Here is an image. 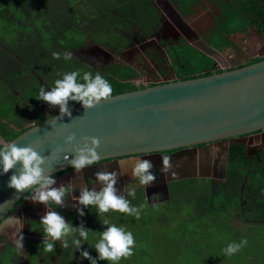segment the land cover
I'll return each instance as SVG.
<instances>
[{
    "label": "trees",
    "instance_id": "1",
    "mask_svg": "<svg viewBox=\"0 0 264 264\" xmlns=\"http://www.w3.org/2000/svg\"><path fill=\"white\" fill-rule=\"evenodd\" d=\"M154 1L0 0V139L11 141L27 130L22 127L24 121H18L21 116L18 109L25 104L23 99L38 101L35 98L43 85L36 81L37 77L51 87L55 79L61 78L57 73L99 71L112 85V96L138 89L130 80L134 77L130 68L118 66L101 71L74 56L70 61L62 57L55 60L52 53L69 51L72 54V51L86 46L88 41L103 44L113 37L118 26H133L148 34L160 19ZM169 1L182 14H191L192 7L199 0ZM214 1L222 3L219 26L226 29L227 24L238 17L264 37V0ZM169 52L176 74L182 80L222 71H213L215 61L192 46L169 48ZM262 59L264 57H256L251 63ZM69 103L70 107L80 105ZM31 115L36 124L44 119L37 110ZM227 165V179L223 184L196 183L191 187L192 183H189L188 189L177 192V183H171L167 202L148 203L145 200L147 215L143 224L146 232L137 235L138 239L149 241V235H156L147 228L171 225L176 227L177 233L166 239H179L176 244L184 251L179 264H264V243L256 241L264 239V152L251 159L243 145H232ZM243 186L244 196L241 194ZM178 198V213L184 208H188V212L167 221L169 213L177 214ZM65 216L69 219L68 215ZM77 218L76 223L84 224L83 217L77 215ZM154 218L161 219L162 223L154 222ZM185 234L188 235L186 239ZM241 238L247 240V245L235 255L225 257L221 249ZM41 242L32 243L30 250L36 247V254H41ZM73 250L69 243V247L64 248V255L68 257L66 251ZM32 252L23 257L16 255L11 244L6 245L0 253V264H26V261L34 264ZM140 254L145 257L146 251L142 250ZM163 264H169L168 258Z\"/></svg>",
    "mask_w": 264,
    "mask_h": 264
},
{
    "label": "water",
    "instance_id": "2",
    "mask_svg": "<svg viewBox=\"0 0 264 264\" xmlns=\"http://www.w3.org/2000/svg\"><path fill=\"white\" fill-rule=\"evenodd\" d=\"M250 62L238 68L226 66L225 70L208 76L117 94L90 110L77 105L71 107V118L60 119L58 112L11 141L18 147H33L48 157L50 163H46L45 173L53 177L72 169L64 157L71 159L73 149L81 146V139L86 136L99 138L97 163L101 164L97 167L111 172L115 165L118 170L121 167L126 170L140 158L150 160L152 170L157 166L165 168L204 153L207 144L228 139L235 145H249L260 132L264 138V59ZM70 134L76 139L68 145L64 140ZM254 134L253 139H248ZM163 157L167 160H162ZM94 167L81 172L92 173ZM14 171L0 176V229L28 195L27 191L17 194L7 187ZM70 176H76L73 169ZM164 188L168 192L166 180ZM27 202L26 199L21 206ZM22 207L16 212L20 213ZM39 239L42 237L36 238ZM26 250L24 244L23 252Z\"/></svg>",
    "mask_w": 264,
    "mask_h": 264
},
{
    "label": "clouds",
    "instance_id": "3",
    "mask_svg": "<svg viewBox=\"0 0 264 264\" xmlns=\"http://www.w3.org/2000/svg\"><path fill=\"white\" fill-rule=\"evenodd\" d=\"M61 57L65 61L73 59V55L69 51H65L62 54L52 53V58L55 60H59ZM216 66L213 71L226 69ZM57 75L61 78L55 79L51 87L40 77L35 78L39 84L43 85L39 87L35 99L46 103L49 107L58 106L60 119L65 116L71 118L69 102H76L83 109L90 110L101 102L110 101L112 98V85L99 71L81 73L79 70H74L57 73ZM75 139V135L70 134L65 138L64 143L71 145ZM99 147V138L83 137L81 146L73 149L71 159L67 155L64 159L67 160L76 173H79L82 169L93 166L99 161L100 156L97 151ZM162 160L166 161L167 157H163ZM46 163H50L48 157L41 155L33 147H18L14 141H4L0 145V176L15 169L9 177L7 187L14 189L17 194L27 191V194L30 193L29 199L33 203H39L44 206L55 205L60 208L65 206L74 207L80 217H83L85 209L89 211L91 206L95 208L97 217L112 211L139 218L141 211L147 207V203L132 206L130 201L125 198V194H118V190L115 187L118 174L117 172L107 171L96 172L95 181L93 182L94 187L92 189L87 186L81 188L79 195L73 198L74 202L71 205H66L65 197L69 189L63 184L58 187L54 186L56 180L53 175L45 173ZM152 169L153 165L150 160L137 159L131 169L132 180L144 186L146 190L156 180V175ZM95 185H99V190H97ZM243 192L244 188L243 191L241 190L242 194ZM126 195L135 198V187L129 188ZM15 215L16 212L10 220H13ZM102 224L107 225V227L99 233L93 245L97 254L96 257H92L87 249L81 250L82 242L89 239V232L93 230L86 228L83 223L78 227H74L73 223L70 220L66 221L57 210L46 211L40 217L38 225L41 229L42 240L36 241H42L39 248L42 246L43 252L46 253H52L56 247V242L60 241L63 248H68L70 243L79 252L80 258L88 260L89 264H98V261L119 264L121 258H127L132 255V249L135 246L133 234L130 231H126L122 226L109 224L107 218L103 219ZM37 237L41 236H33V239ZM24 244H26L27 252L24 253L26 256H22L27 257L32 244L29 241H24L23 246ZM245 245H247V240L241 238L239 242L228 243L221 249V252L225 257H231Z\"/></svg>",
    "mask_w": 264,
    "mask_h": 264
},
{
    "label": "rangeland",
    "instance_id": "4",
    "mask_svg": "<svg viewBox=\"0 0 264 264\" xmlns=\"http://www.w3.org/2000/svg\"><path fill=\"white\" fill-rule=\"evenodd\" d=\"M162 1L164 3V6L166 5L169 7L167 0ZM221 4L222 3L220 1L199 0L196 6L193 8L192 17L182 16V18L188 25L194 26V24L200 22L203 24H207L208 29L200 36L203 42L193 41L192 38L194 37L192 36L190 38L184 37L183 41H181L180 39L181 43H179V45L187 42V44L191 45L193 48H200L202 52H199L212 58L215 61V66L217 65L216 67H219L221 69H225L226 64L227 66L234 68L241 64H246L256 57H264V40L259 36L257 30L249 23H247L246 20L244 21L243 19L241 20L236 17L229 24H227L226 29L222 28L219 25L214 26V24L217 23V20L215 21L213 19H216L217 17L220 18L222 14ZM158 5L160 9L159 12L161 13L163 11L164 15L163 17L160 16L159 25L152 27L149 30L150 37H146L148 35L142 34L136 27L122 26L121 28L120 26H118L116 27L113 37L110 40H106V42L103 44L96 43L97 46L95 47L93 44L89 43L80 51H85L83 52L85 55L102 56L104 58L112 57V61H114L112 63H115L119 60V62H122L123 60L125 62L131 61L139 67H141V63H143L146 59L147 61H145L144 64L145 69L143 71H139L140 77H138V79L134 81L135 85L138 87H141L142 85H148L149 80H151L152 82L173 80L174 77L172 74V70L170 69L171 62L167 58L163 47L160 46L161 48H158V42L168 43V41L177 39L178 37L181 38V36L179 35V33H176L177 31L174 26L168 23V19L164 11V6L162 7V4L159 3ZM172 12L175 14V11L172 10ZM227 27H229V29H227ZM72 52L75 56H81L80 53H77L75 51ZM168 54H170V52ZM152 59H155L156 62H152ZM106 62L108 63V61ZM113 68V66L110 67V69ZM165 70H169V72L165 73ZM148 71H150L149 79H147L148 76L145 75ZM15 94L17 95V93ZM40 103L41 101H37L35 105L38 106L40 105ZM45 106L46 107L43 108L45 109L43 113L48 114V112L46 111L52 110V114H50L49 116L59 112L58 106L49 107L47 104ZM53 110L56 111L53 112ZM263 143L264 138L261 134L260 136H256V138L252 141L251 148H254L257 153L260 151L264 152ZM257 153L254 152V155H252L251 159H254ZM208 163H210V160H208ZM128 169L129 174L131 175L132 166H129ZM153 173L156 175V186H149L145 190L144 186L132 182V177L130 176L128 182L125 184V190H123L122 179H120L119 185L121 189L119 188L120 191H118V194H125V198L130 201V204H135L136 206L145 203V200L147 199L150 203L162 202L167 198L168 195L166 189L164 188V182L165 180H169V176L165 172L163 181L161 179L162 176L157 172V170H153ZM221 184H223V182ZM88 185H90V189L94 187V184H92L91 182H89ZM119 185H117L116 183L117 187H119ZM95 187L97 188V190H99L98 185H95ZM131 187H135V198L126 195L127 191ZM74 192L75 195H79L76 192V189H74ZM73 202V199H71V202L69 203L72 204ZM179 203L180 202L178 198L176 199L177 214L169 213L167 221L171 217L180 215V213L184 214L188 212V208H184L178 213V210H180L178 209ZM67 207L68 206L60 208V210L64 211V209L66 208V213L69 215V213L73 211L74 207H70V209H68ZM52 210L55 209L53 208ZM146 215L147 213H145V209H143L139 218L128 214L112 211L102 214L100 217H97L95 208L90 206L89 211L87 210L85 212V215L83 216V222L86 228L93 231L89 232V239L82 242L83 245L81 247V250L87 249L92 257H96L97 254L93 248V245L98 238L99 233L103 231L105 227H107V225L102 224L103 219L107 218L109 220V224H115L117 226H122V224H124L126 227L128 226V228L124 226L122 227L126 228V231H130L133 234L135 240V246L132 249V255L127 258H121L119 264H163L166 258H168L169 264H179L180 259H182V253L184 252L183 249L176 244L179 239L175 237H172L171 240L166 239L167 236H173L175 235V233H177L176 227L171 225L165 227H162L161 225H155L151 228H147L148 230H153L152 233L156 234L155 236L154 234L149 235V241L144 240L142 242L140 238L138 239L137 235H140V233L142 232H146V226L143 224L146 222L144 218ZM63 217L65 218V220H70L73 223L74 227H78L80 225V223H76L78 219L76 214H74L73 216H69V219L64 216V214ZM15 220L16 222L18 221L17 214L14 216V221ZM153 221L162 223L161 219L154 218ZM6 226H11V224H9V222H6L0 229V251L6 245H10L11 239H16V243L12 240L13 244H11L14 248H16L20 236L19 232L17 234L15 233L17 229H19L17 227V223L16 229L13 233H9V231L6 232ZM187 237L188 235L185 234V239ZM180 239L183 241V237H181ZM252 240L254 241L255 239ZM256 241L264 243V239ZM57 242L60 243V241ZM16 250V255H23L21 248H16ZM142 250L146 251L145 257H142V255L140 254ZM66 253L69 254L68 257L64 255V248L61 247L60 243L59 245L56 244L55 250L52 253L41 256L37 261L36 259H34L33 261L34 264H89L88 260L80 258L79 252L75 248L73 251H66ZM26 264H28L27 261ZM98 264H109V262L98 261Z\"/></svg>",
    "mask_w": 264,
    "mask_h": 264
},
{
    "label": "flooded vegetation",
    "instance_id": "5",
    "mask_svg": "<svg viewBox=\"0 0 264 264\" xmlns=\"http://www.w3.org/2000/svg\"><path fill=\"white\" fill-rule=\"evenodd\" d=\"M158 3L162 4V7L164 6V3H163L162 0H155L154 1L155 6L158 8V10H160ZM196 4L197 3H195L194 6L192 7V13L191 14H182V13H180L178 11L177 7L174 4H172V3H171V5H169V7L173 11H175V14L172 12V10L168 6H166V5L164 6V11H165V15H166V17L168 19V23L173 25L174 28L177 31L176 33H179V35L181 36V38L178 37L177 39L170 40V41H168V43L167 42H165V43L158 42L159 43L158 48L160 49L161 47H163V49L165 50L167 58L171 62L170 69L172 70V74H173L174 79L173 80H166V81H162V82H152L151 80H149L148 85L163 84V83L168 82V81H175V80L181 79V76L176 74V68H174L173 63H172L173 62L172 58L168 54L169 53V48H174V47L182 48L184 46H191V45L187 44V42L182 44V45H179V43H181V41H183L184 37L190 38V37L193 36L194 37V38H192L193 41L203 42V40L201 39L200 36H201V34L203 32L205 33L207 31L208 25L198 22V23L194 24V26H190L182 18V16L192 17L193 8L196 6ZM161 13H160V16L163 17L164 12L162 11ZM213 20H215V21L217 20V23L214 24V26H217L219 24L220 18L217 17L216 19H213ZM159 22H160V20H159ZM159 22L157 23V25H159ZM142 34L148 35L146 37H150V35H149L150 31H149L148 34H145V33H142ZM180 39H181V41H180ZM89 43H91L93 45H96V43L90 42V41H88L87 45ZM81 49L82 48H80L78 50H75V52L80 53L81 56H75V55H73V52H72V55L76 59L83 61L84 64L88 65L91 68H97L98 70H101V71H107L108 69H110L111 66H113V67H118L119 66V67H122V68H130V69H132L134 71V77L130 78V80L132 81L133 85H135L134 81L136 79H138V77H140L139 71L140 70L143 71L145 69L144 68V64H145V61H147L144 58L145 60L143 59L144 62L141 63V67L137 66L135 63H132L131 61L125 62L124 60L122 62H119L120 61L119 60V61H117L115 63H112V62H114V61H112V57L104 58L102 56L85 55L83 53L85 51H83V50L80 51ZM195 49L202 52V50L200 48L196 47ZM106 61H108V63ZM152 62H156L155 59H152ZM241 65L243 66V64H241ZM241 65H239V66H241ZM226 66H227V64H226ZM239 66H236L234 68H237ZM167 72H169V70H165V73H167ZM145 75H147L148 76L147 79H149L150 78L149 77L150 76V71L146 72ZM148 85H142L141 87H138L136 85L135 86L138 89H141V88H144V87H146ZM23 101L25 102V104H21L19 106V109H18V111H19V113L21 115V116H19L20 118L18 119V121H20V120L22 121L23 120L24 122H23L22 127L30 128V127L36 125V119L31 115V113L36 111V105H35L36 102L30 101V100H27V99H23ZM41 114L42 115L44 114L43 115L44 118L49 116L48 114L46 115V113H41ZM260 133L262 134V132H260ZM254 137H255V134L251 135V136H248V139L249 138L253 139ZM4 141L5 140L0 139V145ZM263 144H261V145H263ZM232 145H235V143L231 139L220 141V142H215V143H211V144H207L206 145L207 148H203L204 153H200L199 152V153H197L196 156H193L191 159H189V157L185 158L184 161H186V163L188 162L189 165H191V161L192 160H194L195 158H199L200 162H206V163H202L201 176H205L206 175V173L204 172V169L206 168V165H209V166H212L213 170L217 169V171L219 172L218 176L217 175H213L212 177L209 178V179L212 180V183L218 182L216 184H220V183H222V179H223V183H225L226 180L224 179V171L226 170V172L228 173L227 162H228V156H229V152H230V147ZM238 145H242V144H238ZM251 146H252L251 144L244 146L246 148L247 154H248V152L250 153V154H248L250 156V158H252V155H254V152L257 153V151H255L254 148L252 149ZM253 146H255V145H253ZM226 150H227V152H226ZM260 152H258V153H260ZM165 154H169V153H165ZM208 160H210V163H208ZM100 164L101 163H97L96 165H93V166H95L94 170H91V172L92 171L93 172L89 173V174H88V172L86 173V172L82 171L79 176L76 173V176H72L71 177L70 175H71L72 169H70V170H66V171L60 172V173H58V174H56L54 176V178L56 180V184L54 186L58 187V186L63 184V185H65V187H67L69 189V191H68V193L66 194V197H65L66 205L68 204V200H69L71 195H72V197H73V195H74V197L78 196V195H75L74 189H76V192L79 194V190L81 188L85 187L87 183L91 182L93 184V182L95 181V173L101 171L97 167ZM120 169L123 170L122 167ZM116 170H118V168L115 165L113 172H116ZM156 170L162 176L161 179L164 181V175H165L164 170H165V168H163L162 166H157ZM104 171H107V170L105 169ZM107 172H111V171H107ZM208 175H209V173H207L206 179H208V177H207ZM242 195L244 196V192H243ZM29 196H30V193L28 195H26L20 201V203L17 205V207H16V209L14 211V213H15L17 210H19L22 207L21 204L26 199L28 200L27 204L23 205L21 212L20 213L16 212V214L18 216V221L15 222L14 225H11V226H9L6 229V232L9 231V233H13L14 230L16 229V223H17V227L19 229H17V231L15 233L17 234L19 232L20 236H19L16 248H21V250H22V246H23V242L24 241H29V242H31V244L32 243H38V241H36V239H33V236H41L42 235V234L39 233V225H38V223H39L40 217L43 216L46 211L52 210L54 208L55 210H57L60 213V215H62V216H63V214H64V216L68 215L66 213V208L64 209V211H62V210H60L59 206H55V205L44 206V205L39 204V203H33L29 199ZM67 208L70 209V207H67ZM74 214H76V216H77V212H76L75 208L73 209V211L71 213H69L68 216H73ZM66 221H68V220H66ZM12 240L16 243V239H11L10 240V244H13ZM35 249H36V247L35 248L34 247L31 248V250H33V252L35 251ZM31 250H30V252H31ZM42 253L43 252H41V254ZM22 254H23V256H26V254H24V252H22ZM37 260L38 259L36 258V261Z\"/></svg>",
    "mask_w": 264,
    "mask_h": 264
},
{
    "label": "crops",
    "instance_id": "6",
    "mask_svg": "<svg viewBox=\"0 0 264 264\" xmlns=\"http://www.w3.org/2000/svg\"><path fill=\"white\" fill-rule=\"evenodd\" d=\"M45 105H46L45 103L41 102L39 106H36V108H37L36 110L38 112H40V113H43V111H45V109H43L44 107H46ZM55 111L56 110H53V112H55ZM46 112H48V115L52 114V110H49V111H46ZM202 163H204V162H200L199 158H195L194 160L191 161V165H189L188 162L186 163V161H181V162H178V163L174 164L173 166H169L168 165L167 167H165V172L168 174L169 180H171V181L168 180V192H167L168 195H167V198L165 200H163V202H167V200L170 198V194H171V192H170V184L171 183H177V185H176L177 192L178 191H182L181 189H183V190L188 189L189 188L188 187L189 183H192L191 187L195 186L197 184H200V185L204 184L205 185V184H207L209 182L212 183V180L209 179V178L212 177L213 175H217L218 176L219 172L217 171V169L213 170L212 166L206 165V168L204 169V172L206 173V175H207V173H209V175L207 176L208 179H206V175L205 176H201ZM116 172L118 174L117 175V185H119V183H120L119 181H120V179H122V187H123V190H125V186H126L125 184L128 182V180H129V178L131 176L129 174V169H126V170H121L120 169V170H116ZM226 178H227V172L225 170L224 171V179L226 180ZM132 182L138 183L135 180H132ZM222 182H223V179H222ZM216 183H218V182H215L213 184L215 185ZM156 185H157V182L154 181L151 186L153 187V186H156ZM86 186L90 189V185H88V183L86 184ZM115 187L117 188L118 191H120V189H121L120 185H119V187H117L115 185ZM153 191H157V190H153ZM73 198H74V195H73V197L71 195L69 200H68V204H71L69 202H71V199H73ZM148 202H149V200H148ZM15 222H16V220L14 221V219H13V220L9 221V224L13 225V223H15ZM8 227L9 226H7L6 229ZM40 232H41V229L39 228V233ZM41 237H42V235H41ZM40 240H42V239H40ZM60 243L57 242L56 244L59 245ZM28 253L31 254L30 251ZM29 254H28V256H30ZM47 254L48 253H46V252H43L42 254H38V253L36 254V249H35V251L32 252L33 260L36 259V258L40 259L41 256H44V255H47Z\"/></svg>",
    "mask_w": 264,
    "mask_h": 264
}]
</instances>
